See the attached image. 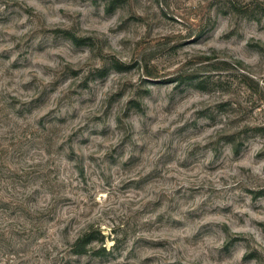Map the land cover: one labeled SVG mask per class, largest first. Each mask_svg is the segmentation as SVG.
Segmentation results:
<instances>
[{"label":"rangeland","instance_id":"rangeland-1","mask_svg":"<svg viewBox=\"0 0 264 264\" xmlns=\"http://www.w3.org/2000/svg\"><path fill=\"white\" fill-rule=\"evenodd\" d=\"M0 264H264V0H0Z\"/></svg>","mask_w":264,"mask_h":264},{"label":"trees","instance_id":"trees-1","mask_svg":"<svg viewBox=\"0 0 264 264\" xmlns=\"http://www.w3.org/2000/svg\"><path fill=\"white\" fill-rule=\"evenodd\" d=\"M116 65V63H114ZM96 233V232H95ZM96 235H92L90 232L84 231L82 234L77 236L74 242V252L82 254L86 252V245L94 239ZM103 249V248H102Z\"/></svg>","mask_w":264,"mask_h":264}]
</instances>
